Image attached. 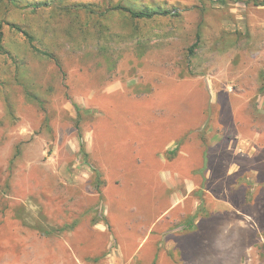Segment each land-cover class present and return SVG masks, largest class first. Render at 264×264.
Listing matches in <instances>:
<instances>
[{
    "label": "rangeland",
    "instance_id": "obj_1",
    "mask_svg": "<svg viewBox=\"0 0 264 264\" xmlns=\"http://www.w3.org/2000/svg\"><path fill=\"white\" fill-rule=\"evenodd\" d=\"M40 1L62 8H25ZM223 1L20 0L16 6L0 0L6 45L25 61L19 68L0 56V264H76L69 251L64 254L62 235L50 229L64 221V208L80 206L77 190L64 184L80 183L89 173L78 142L82 147L93 128L100 141L118 138L112 128H126L136 134L129 139L134 145L145 143L148 130L159 133L156 143L181 146L188 157L167 165L184 173L189 161L196 163L197 189L167 223L181 218L178 225H184L189 216L183 213L197 209L188 223L208 225L204 239L218 235L227 264H264V6L255 4L264 0ZM132 2L181 16L138 29L116 12L109 18L117 33L111 37L97 33L84 11L63 8L92 4L105 11ZM9 23L22 25L58 57L68 94L55 61L34 52ZM21 79L44 104L30 101ZM170 153L168 160L175 157ZM102 156L119 155L107 148ZM205 158L209 169L202 173ZM90 185L99 190L95 178ZM187 188L184 179L174 189L180 196ZM147 190L130 191L126 202L159 220L174 200L165 188L158 202ZM210 209L215 213L208 215Z\"/></svg>",
    "mask_w": 264,
    "mask_h": 264
},
{
    "label": "crops",
    "instance_id": "obj_2",
    "mask_svg": "<svg viewBox=\"0 0 264 264\" xmlns=\"http://www.w3.org/2000/svg\"><path fill=\"white\" fill-rule=\"evenodd\" d=\"M114 132L118 134L115 140L111 137L100 141L96 128L86 132L87 135L85 133L83 137L89 155L85 165L89 173L82 176L80 183L64 184L77 190L80 206L75 209L64 208V221L57 222V225L52 222L53 229H50L51 232L62 235L64 254L69 251L76 264H227L228 253L224 252L218 235L205 234L207 237L204 239L202 234L209 231L208 225L195 219L188 223L191 217L197 215V209L192 212L193 215L191 212L183 213L185 217L189 216L184 225H178L181 218L177 222L179 227L174 221L167 223L176 212L181 213L184 203L195 193L198 165L189 161L184 173L175 170V166H168L167 164H176L178 158L188 156L180 148L174 159L168 160L167 153L176 149H169L164 142L156 143L155 137H159V133L146 130L145 143L134 145L129 140L136 136L131 133V129H113L111 135ZM129 134L133 135L128 137ZM78 148L80 151L81 142H78ZM99 148L100 159L97 160ZM107 148L116 151L119 156L105 161L102 151L106 152ZM152 150L154 157L148 160L151 156L148 157L147 154ZM92 157L96 159V163L91 161ZM80 166L82 167L81 163ZM96 171L101 175L104 187L94 191L90 184L96 177ZM206 177L208 179V175ZM184 179L188 188L179 196L174 188L181 185ZM145 186L148 188L147 193L156 202L162 198L164 188L174 200L173 207L165 211L159 220L151 221L143 211L137 209L134 210L137 212L134 215L126 202L130 191L140 190ZM82 200L84 203H81ZM216 201L232 207L224 198ZM214 213L210 209L207 214ZM212 226L215 233L218 226Z\"/></svg>",
    "mask_w": 264,
    "mask_h": 264
},
{
    "label": "trees",
    "instance_id": "obj_3",
    "mask_svg": "<svg viewBox=\"0 0 264 264\" xmlns=\"http://www.w3.org/2000/svg\"><path fill=\"white\" fill-rule=\"evenodd\" d=\"M9 1L13 5H16V6H18V3L20 2V0H9ZM221 2L224 3L223 0H221ZM255 2L257 6H264V1L262 2L255 1ZM52 6H54V8L57 10H60V8H62L58 4L54 3V1L53 2H48V1L33 2L27 5L25 8H32L34 12H39V10L48 9ZM63 8L66 10H69L70 12L71 11H84L85 13L88 14L89 21L93 20V26H94V29H96L97 33L101 35H105V36H107V34L109 33L111 37H115V34L117 33H113L111 31V27L109 25V21H110L109 18L112 16V14L116 12L123 15V18H125V21H126V26L131 24L132 26L138 29L141 23H148L151 21L158 20L159 18H179L181 16V13L177 10H169V9L163 8L162 6H150L147 4H139L138 2H132L131 5L126 4V5H117L116 7H109L105 11H103L101 8L97 7L96 5H92V4H76L72 7L64 6ZM8 26L10 27L12 31L21 33L24 36L25 41L28 44V46L38 55L55 61V63L57 64L60 70L63 81L65 83L66 94H68L69 89H70L67 84L68 75L62 69L63 67L58 57H56L50 51L39 46L36 42L37 41L36 36L34 34H31L25 28H23L22 25L15 24V23H12V24L9 23ZM133 29L135 30V32H138V29H135V28ZM131 34L128 35V38H130ZM135 36L136 37L139 36V33H135ZM191 54H194V49H191ZM2 55L9 57V59L13 62V64L16 67L22 68L24 66L25 61L21 57V54L15 53L12 50L8 49L6 45L5 32L3 31L2 26H0V56ZM108 61L109 63L112 62V58L111 59L108 58ZM20 81L21 82H19V84L24 86L26 95L28 98H30V101H35V102H38L39 104L45 103V100L42 99V97H40L31 88H29L28 86H26V84H24L25 81H22V79ZM77 110L80 113L78 119H81L82 110L79 107H77ZM85 112L88 113V111H85ZM102 121H104V124L106 126H111L107 119H104ZM82 133L83 132L80 133L81 137L83 136ZM180 148L182 147L178 146V148L175 151L171 152L170 154L173 156L176 155L180 151ZM84 149L85 147L83 145L81 150H83L82 153L84 156L87 157V161H88L89 155L87 154V152L84 151ZM19 153H20V149L17 148L15 159L20 156ZM207 161L208 160L205 158L204 159L205 165L203 166L201 170L202 173L208 171L209 169ZM95 180L97 182L99 190L101 187L102 188L104 187V182L101 178V175L97 172H96Z\"/></svg>",
    "mask_w": 264,
    "mask_h": 264
}]
</instances>
